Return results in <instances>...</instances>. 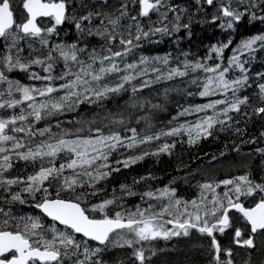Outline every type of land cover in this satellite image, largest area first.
I'll use <instances>...</instances> for the list:
<instances>
[{
  "label": "snow or ice",
  "instance_id": "snow-or-ice-1",
  "mask_svg": "<svg viewBox=\"0 0 264 264\" xmlns=\"http://www.w3.org/2000/svg\"><path fill=\"white\" fill-rule=\"evenodd\" d=\"M21 7L17 18L13 0H0V264H171L173 240L171 251L198 248L204 264H237L241 250L243 264H256L253 254H264V70L251 65L264 53V31L235 44L233 34L245 19L264 26V0H22ZM193 23L227 39L193 55L179 47ZM164 38L178 55L144 54L143 45ZM172 92L204 102L178 104L168 126L157 128L155 113ZM220 134L225 143L211 160L234 152L227 167L239 174L196 179V169L155 186L148 171L109 191L121 169L173 156L177 138L192 147ZM178 179L195 180L191 198L178 193Z\"/></svg>",
  "mask_w": 264,
  "mask_h": 264
},
{
  "label": "trees",
  "instance_id": "trees-1",
  "mask_svg": "<svg viewBox=\"0 0 264 264\" xmlns=\"http://www.w3.org/2000/svg\"><path fill=\"white\" fill-rule=\"evenodd\" d=\"M20 1V0H19ZM178 3H186L187 0H176ZM21 2L16 7L17 10V18H19V12ZM14 6V4H13ZM192 36L185 37L181 44L180 48L184 50H190L193 55L203 56L207 52L208 46L212 43H216L218 41H222L227 39V33L221 32L219 29L209 26V25H200L199 23H193L191 26ZM257 31H264V26H262L259 22H254L253 24H248L246 19L239 25L233 34V44L238 41L242 36L251 35ZM177 45L170 43L169 38H164L163 42L158 44H145L143 45V52L147 55H163L166 52H171L175 57L178 53L175 51ZM230 48L225 50V58L230 53ZM139 53H137L138 55ZM264 57V53H257V59L251 65L252 71L264 70V62H262L261 58ZM131 57L129 58V61ZM13 75L19 76V74L14 73ZM23 80V77H19ZM171 84L172 82H168ZM183 87V85H180ZM154 88H159L161 85H154ZM189 88H192L190 85ZM147 93V90H144ZM251 91V90H248ZM170 103L166 106L165 111H160L155 113L156 119L154 123L157 128L168 126V122L177 110L178 104L183 105L188 101L193 102H204L200 97H187L184 93L172 92L169 93ZM153 102H156L155 98ZM111 104V102H109ZM87 105H82L80 111L83 112L84 108ZM64 119H69V116H65ZM182 120L184 118H181ZM190 120V117H187ZM249 131L253 134L258 132V122L253 124ZM225 134H220V138L218 140H213L211 137L207 140H201L197 145L189 147L187 144L181 146L179 144V140L177 139V148L175 154L171 157L167 155H161L159 162L155 158L147 157L143 161L138 162L135 165L130 166L129 169H121L119 173H114L113 177H110L108 180L109 191L113 186H115L118 182L123 181L126 183H131V177L136 175L145 174L148 171H152L156 176L157 180L151 181L155 186H163L164 183L171 177H180L184 178L187 172H193L196 169H199L200 172L210 166V164L219 162L223 159H230V161H234L236 157V153L228 152L225 157H218L217 160H211V155L213 153H218V151L223 147L225 143ZM255 145H243L242 150L244 152H248ZM231 147V145H229ZM183 163L185 165L184 168H181L177 171V164ZM242 171V170H241ZM199 172V173H200ZM240 171H237L234 174H239ZM196 173V176L199 174ZM233 173L229 174L232 175ZM219 177H224V175H220ZM202 179V178H200ZM184 179H178L176 181V186L178 188V193L184 195L186 198H191L194 193H191L190 190H195V188H190V184L194 183V180H191V183L182 186ZM190 191V192H189ZM188 194V195H187ZM129 200V203L133 201H138V197L134 198H126ZM27 206V205H26ZM16 207V206H15ZM162 246H164V242H161ZM169 247V251L167 253L166 258L171 262V264H184L186 258L189 262L192 260H196L195 254L191 255L189 252V246L187 244L177 245V250L175 252L171 251V246ZM198 253V252H197Z\"/></svg>",
  "mask_w": 264,
  "mask_h": 264
},
{
  "label": "rangeland",
  "instance_id": "rangeland-1",
  "mask_svg": "<svg viewBox=\"0 0 264 264\" xmlns=\"http://www.w3.org/2000/svg\"><path fill=\"white\" fill-rule=\"evenodd\" d=\"M180 1V0H179ZM19 2H21L22 3V0H13V4H14V8L16 9V7H17V5L19 4ZM16 13H17V10H16ZM19 13H21V12H19ZM192 119V117H190V120ZM178 140H179V138H177ZM237 159V155H236V157H235V160ZM234 160V161H235ZM230 162H232V160L230 161V159H223V160H220L219 162H216V163H213V164H210V166L209 167H207L206 169H204L203 171H201L197 176H196V179H200V178H202V174H203V172H205V171H207L208 173H209V176H210V178L211 177H219L220 175H224L225 176V173H227L228 175L229 174H231L232 172L231 171H229V169H228V167H227V165L230 163ZM237 171H241V169H237ZM234 174V173H233ZM195 181V180H194ZM195 184V182L194 183H191L190 184V186L192 187V188H194L192 185H194ZM185 185H186V183L185 182H183L182 183V186L183 187H185ZM190 187V188H191ZM191 191V190H190ZM189 191V192H190ZM218 191H219V189H218ZM197 250V251H196ZM199 250H198V248L197 249H192V248H190L189 247V252H190V254L191 255H193V254H195L196 255V253L198 252ZM129 264H130V261H129Z\"/></svg>",
  "mask_w": 264,
  "mask_h": 264
},
{
  "label": "flooded vegetation",
  "instance_id": "flooded-vegetation-1",
  "mask_svg": "<svg viewBox=\"0 0 264 264\" xmlns=\"http://www.w3.org/2000/svg\"><path fill=\"white\" fill-rule=\"evenodd\" d=\"M187 185V184H186ZM191 187V186H190ZM194 193L195 194V192H196V189L195 190H191V193ZM188 195V194H187ZM16 207H19V208H21V209H23V210H25V211H29V209H28V206H26V205H18V206H16ZM226 231H230V230H226ZM217 235H219V234H217ZM227 239H228V237L227 236H221L220 237V240H221V242H223V243H226L227 242ZM175 242V240H173L172 242H169V246H172V244ZM161 246H162V244H161ZM199 250V249H198ZM196 260H195V262H194V260H192L191 262H189V264H204V261L206 260V256H202V255H200V250L198 251V253H196ZM235 255V254H234ZM244 251L243 250H241L240 251V255L239 256H237L236 257V260H237V264H243V259H244ZM199 258V259H198ZM253 259L256 261V264H260V261L261 260H264V254H262V253H260V252H255L254 254H253ZM197 260H198V262H197Z\"/></svg>",
  "mask_w": 264,
  "mask_h": 264
},
{
  "label": "bare ground",
  "instance_id": "bare-ground-1",
  "mask_svg": "<svg viewBox=\"0 0 264 264\" xmlns=\"http://www.w3.org/2000/svg\"><path fill=\"white\" fill-rule=\"evenodd\" d=\"M179 3V2H178ZM190 187V186H189ZM193 193V192H192ZM197 251V250H196ZM199 259V258H198ZM197 262H198V260H197ZM199 263V262H198ZM196 264V263H195Z\"/></svg>",
  "mask_w": 264,
  "mask_h": 264
}]
</instances>
